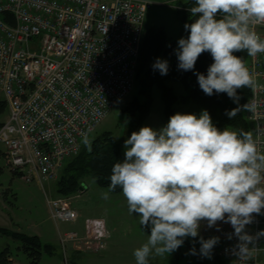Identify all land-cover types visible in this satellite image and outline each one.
Masks as SVG:
<instances>
[{"label": "built area", "instance_id": "built-area-1", "mask_svg": "<svg viewBox=\"0 0 264 264\" xmlns=\"http://www.w3.org/2000/svg\"><path fill=\"white\" fill-rule=\"evenodd\" d=\"M150 4L0 0V90L9 108L0 145L10 171L27 182L54 178L66 160L79 154L82 136L94 132L130 94ZM251 28L264 38V24ZM247 68L258 85L248 100L256 110L245 111L247 132L264 154V53L249 56ZM48 201L55 217H77L71 198ZM253 215L245 231L256 237L264 231V215ZM215 227L222 256L234 264H264V236L239 255L232 226L218 222Z\"/></svg>", "mask_w": 264, "mask_h": 264}, {"label": "clouds", "instance_id": "clouds-1", "mask_svg": "<svg viewBox=\"0 0 264 264\" xmlns=\"http://www.w3.org/2000/svg\"><path fill=\"white\" fill-rule=\"evenodd\" d=\"M190 12L197 18L184 25L189 34L177 42L178 70H194L199 56L210 53L213 63L207 74L195 73L200 89L208 96L225 93L238 104L226 110L229 119L241 111L254 112V102L239 105L237 90L258 85L234 53H264V38L251 28L264 24V0H195ZM152 69L167 75L168 61L157 58ZM82 143L90 153L92 141L86 133ZM124 149V159L111 168L108 191L119 186L129 214H137L140 226L150 228L147 241L133 251L135 264H150L151 258L175 252L185 239L199 236L205 221L209 228L229 223L239 255L264 236V231L256 237L245 231L253 214L264 215V154L250 132L230 127L221 131L207 110L199 115L177 112L160 129L133 131ZM103 198L108 199V192ZM218 241L199 236L200 254L211 258ZM190 251L196 254L194 247Z\"/></svg>", "mask_w": 264, "mask_h": 264}, {"label": "rangeland", "instance_id": "rangeland-1", "mask_svg": "<svg viewBox=\"0 0 264 264\" xmlns=\"http://www.w3.org/2000/svg\"><path fill=\"white\" fill-rule=\"evenodd\" d=\"M147 1L151 4L145 13L144 29L164 27L168 36L178 47V40L181 37L186 38L187 35L184 24L178 16L175 0ZM161 59L167 60L170 64L166 56H162ZM248 61L249 56L246 66ZM169 84L178 95H186L187 91L182 82L170 81ZM135 96H138L141 101L146 99V96L140 92V85L136 80L130 94L107 114L96 130L88 136L89 139L92 141L96 136L111 131L124 144L127 130L125 108ZM152 96L153 103L149 115L151 118L147 117L146 120H148L144 121L143 126L160 129L167 124L168 119L158 86L153 88ZM0 99H4L1 90ZM187 103L189 104H176L174 114L180 112L199 115L204 110L196 102ZM191 106L197 111L191 109ZM8 112V106L4 112L0 111V124L6 120ZM4 150V147L0 145V227L28 235H38L42 244L51 245V249L48 251L43 248L40 258H35L29 253L35 249L38 250L37 246L30 244L29 249L25 250L22 241L0 232V258L1 253L7 251L13 259L11 264L12 262L18 264H135L133 251L147 241L150 231L140 226L137 214H129L127 201L122 192H109L107 187L100 186L92 176H87L82 183L83 191L77 192L80 196L71 199V208L76 210L77 217L73 220L59 219L53 215L54 210L48 200L60 196L57 191V182L64 166L54 178L43 182H27L22 175L9 170ZM105 192H108V199L103 198ZM98 220L102 221L97 223ZM97 224L103 228V231L90 237V229ZM215 231L216 227L209 228L205 221L201 224L199 235L217 237ZM71 233H76L77 238ZM177 251L168 256L151 258L150 264H188V255L177 258ZM224 260L234 264L230 257L224 256Z\"/></svg>", "mask_w": 264, "mask_h": 264}, {"label": "trees", "instance_id": "trees-1", "mask_svg": "<svg viewBox=\"0 0 264 264\" xmlns=\"http://www.w3.org/2000/svg\"><path fill=\"white\" fill-rule=\"evenodd\" d=\"M175 2L178 6V16L183 24L194 22L197 17L192 16L190 8L195 6V0H175ZM185 33L188 36V31L185 30ZM176 49L177 44L168 36L164 27H152L144 31L135 80L139 83L140 92L146 96V99L141 101L138 96H135L125 108L127 115L126 139L130 137L133 131H138L150 115L153 103L152 90L155 86H158L161 90L162 99L165 103V114L168 120L170 116L174 115V106L176 104L193 101L209 112L212 122L221 131L225 127H230L231 130L247 132L250 128V123L245 111L239 112L232 119L225 115L226 110L230 111L238 107V104L233 99H230L225 93L208 96L199 87L195 73L207 74L208 67L213 63L210 53L205 52L199 56L194 70L183 71L178 70V59L175 55ZM234 55L242 57L246 66L248 59L246 50L236 52ZM162 56H166L170 60L167 75H161L159 71H153L152 69L155 60ZM170 81L182 82L187 91L186 95H178L173 86L169 84ZM251 93L252 89L247 87L238 89L239 105L246 104L251 97ZM6 109L7 102L4 99H0V111L4 112ZM2 124H0V127ZM124 152V144L113 132L106 131L96 136L92 140V151L90 153L82 145L78 155L65 161L57 182L58 193L63 196L76 194L83 189L82 183L87 176H92L100 186L108 188L111 168L116 162H121L124 159ZM113 192L120 193L122 189L118 186ZM148 231H150V228H148ZM0 232L22 241L25 250L29 249L30 244L37 246L38 250L35 249L29 253L32 257L40 258L43 248L48 251L51 249V245L42 244L36 235L14 232L2 227H0ZM199 236L195 239H185L183 246L177 251V258L188 255V264H232L229 261H225L224 256L220 254L222 247L220 240L212 249L211 258L202 256L200 254ZM202 237L208 239L214 236L205 235ZM193 247L196 250L195 255L191 254L190 251ZM1 255L0 264H10L7 251H3Z\"/></svg>", "mask_w": 264, "mask_h": 264}, {"label": "crops", "instance_id": "crops-1", "mask_svg": "<svg viewBox=\"0 0 264 264\" xmlns=\"http://www.w3.org/2000/svg\"><path fill=\"white\" fill-rule=\"evenodd\" d=\"M186 104H189V103H186ZM191 107H192L191 109H194L195 111H197V109H195L193 106H191ZM148 117H149V116H148ZM150 118H151V116H150L148 119H150ZM148 119H147V120H148ZM147 120H146V122H147ZM143 125H144V124H143ZM81 191H83V189H81L80 192H81ZM60 196H61V195H60ZM60 196H59V197H60ZM62 196H63V195H62ZM78 196H80L79 193L74 194L73 196H63V197H69V198L72 199L73 197L76 198V197H78ZM74 210H75V209H74ZM75 211H76V210H75ZM98 221L101 222L102 220H98ZM100 222H99V223H100ZM96 227L98 228L97 231L94 230V228H91V229H90V231H89V236H90V237H92V236L94 237V236H96V234H98L99 231H101V232L103 231V228L100 227V225L97 224ZM214 233H215V236H217L216 231H215ZM36 236H38V235H36ZM38 237H39V236H38ZM39 239H40V237H39ZM9 261H10V264H11V261H13L12 257H10V256H9ZM12 264H18V263H14V262H12Z\"/></svg>", "mask_w": 264, "mask_h": 264}, {"label": "bare ground", "instance_id": "bare-ground-1", "mask_svg": "<svg viewBox=\"0 0 264 264\" xmlns=\"http://www.w3.org/2000/svg\"><path fill=\"white\" fill-rule=\"evenodd\" d=\"M96 222H97V223H99L100 221H96ZM96 226H97V225H96ZM96 226H95V227H93V228H94V230H96V231H97V230H98V228H97Z\"/></svg>", "mask_w": 264, "mask_h": 264}]
</instances>
